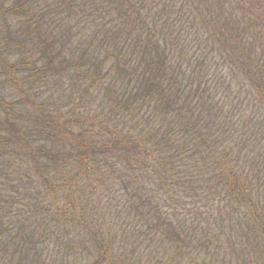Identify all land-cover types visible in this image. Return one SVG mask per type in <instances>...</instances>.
Returning a JSON list of instances; mask_svg holds the SVG:
<instances>
[{
  "label": "trees",
  "instance_id": "1",
  "mask_svg": "<svg viewBox=\"0 0 264 264\" xmlns=\"http://www.w3.org/2000/svg\"><path fill=\"white\" fill-rule=\"evenodd\" d=\"M0 79V264H264V0H0Z\"/></svg>",
  "mask_w": 264,
  "mask_h": 264
},
{
  "label": "rangeland",
  "instance_id": "2",
  "mask_svg": "<svg viewBox=\"0 0 264 264\" xmlns=\"http://www.w3.org/2000/svg\"><path fill=\"white\" fill-rule=\"evenodd\" d=\"M2 82V79H0V83ZM61 93H63V91L61 90H56V94H57V96L59 97V95L61 94ZM37 94V92H31L30 93V95L37 101V102H40L42 99H44L45 100V98H46V96H42V97H36L35 95ZM54 95H55V93H54ZM55 97H56V95H55ZM16 99H18V95L17 94H14L13 95V100H16Z\"/></svg>",
  "mask_w": 264,
  "mask_h": 264
}]
</instances>
